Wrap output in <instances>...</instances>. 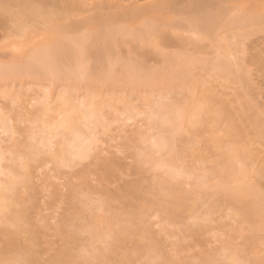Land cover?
I'll return each instance as SVG.
<instances>
[{
    "label": "bare ground",
    "instance_id": "1",
    "mask_svg": "<svg viewBox=\"0 0 264 264\" xmlns=\"http://www.w3.org/2000/svg\"><path fill=\"white\" fill-rule=\"evenodd\" d=\"M84 12L89 15H84ZM180 15V21L176 20ZM262 17L264 0H0V26L9 20L14 28V32L9 31L0 42V54L18 61L10 66H0V82H6L5 88L0 89V110L9 118L15 133L14 119L4 107L7 100L20 110L33 107L29 113L35 115L27 136L31 143L15 142L12 148H4L0 143V154L4 156L3 163H0V176H4L0 178V224L9 222L15 230H25L26 208L14 209L13 206L21 205L20 188H30L33 178H38L35 171L43 169L38 172L39 179L41 176L56 178V175L49 174L48 164L65 167L61 160L70 161L74 155H86V158L67 166L72 167L78 161L91 157L95 149V156L103 157L111 152L110 148L126 140L148 143L138 155L141 161L164 173V177L155 182L159 189L171 193L173 181L182 178L193 181L192 190L180 191L174 196L177 207L183 206L192 195L199 199L208 196V188L214 186L223 190L224 195L237 206L231 219L239 218L240 231L244 224L252 222L254 216L264 223V148L253 149L248 143L241 147L236 145L243 132L233 122L235 114L231 103H238L237 108L250 118L257 141L263 147L264 105L260 109L247 100L243 105L235 88L224 86L216 89L205 80L193 78L192 74L193 66L199 64L219 77L233 75L235 82L247 90L251 79L242 55L246 40L260 29ZM177 21L183 30L213 43L217 53L215 58L209 60L165 52L163 48L169 44L170 38L167 30L159 26L174 29ZM230 25L238 27L237 31H230L217 41L216 31ZM85 32L88 33L87 38L81 36ZM69 36L75 39H66ZM126 36H133L138 42L137 47L141 46L133 52L135 58L124 60L119 57L109 61V54L123 46ZM147 45L157 49L164 62L173 64L171 70L145 69L148 52L142 48ZM194 47L201 49L199 43H194ZM49 56L56 61L55 80L46 71ZM116 67H119L118 72ZM27 78L35 80L36 88L24 87L22 80ZM39 80L47 81L46 85ZM59 81L63 84H57ZM83 81L90 87L85 89L81 85ZM94 83L107 85L111 90L121 85L124 93L106 100L92 86ZM63 85L64 88H60ZM139 87L149 88L151 92L134 98L132 91ZM155 88L163 90L158 97L152 94ZM246 90L242 99L248 94ZM105 103L110 107L109 116L103 110ZM215 104L221 106L216 120L225 123V133L233 138L234 144L225 145L216 135L210 138L213 146L220 150V159L217 162L219 181L209 184L212 172L206 168L188 169L174 151L165 158L160 152L166 146L172 150L174 140L181 133L198 131L208 122L207 115ZM20 110L16 117L21 115ZM140 114H144L143 118ZM160 129L168 131L170 137L149 133ZM81 138L91 140V146L83 143ZM33 139L37 144L43 141L47 145L51 141L54 154L41 159L32 157L29 148ZM200 162H203L202 156H199ZM95 208L97 213L91 224H84L81 229L90 235V246L96 242L104 245L102 248H88L90 262L106 264L104 260L114 251L110 246L111 240L118 231L134 225L138 218L135 220L136 217L128 216L127 225L119 230L112 216L104 214L107 210L104 201L96 204ZM159 208L173 216L172 209L164 205H159ZM208 214L211 216L212 212L208 211ZM144 216L140 219L142 223L147 221ZM199 219L201 217L193 218L194 222ZM136 233L145 237L150 246L154 244L143 229L138 228ZM29 234L33 238V234ZM220 251L225 260L240 259L228 245L221 246ZM156 258L157 254L149 255V260ZM5 259L9 258L0 256V260ZM19 259L32 264L35 254L25 252ZM59 262V258L54 259V263Z\"/></svg>",
    "mask_w": 264,
    "mask_h": 264
},
{
    "label": "rangeland",
    "instance_id": "2",
    "mask_svg": "<svg viewBox=\"0 0 264 264\" xmlns=\"http://www.w3.org/2000/svg\"><path fill=\"white\" fill-rule=\"evenodd\" d=\"M90 14L92 15L91 11ZM181 16H177L176 20H179ZM159 28L167 30L170 38L169 44L163 48L165 52L183 53L193 58L209 60L215 58L217 54L213 43L183 30L178 21L174 29L167 28L165 25H160ZM237 29L238 27L234 25L219 28L216 31V40L220 41L225 34L230 31L236 32ZM9 31L14 32V28L12 23L6 20L5 24L0 26V42L5 39ZM124 41L122 47L113 49L109 54L107 57L109 61L119 57L124 60L135 58L133 52L141 46L137 47L138 42H135L133 36H126ZM194 43H199L201 49H196ZM150 47L147 45L142 48V51L148 52V58L144 61L145 69L165 70V72L171 70L173 64L164 62L163 55L157 49ZM245 47L242 59L249 70L251 79L247 90L235 82L233 75L219 77L212 70L203 69L199 64H195L192 68L193 78L205 80L209 86L216 89L224 86L235 88L236 95L241 98V104L247 100L251 105L262 109L264 105V24L246 40ZM16 63H18L17 60L12 61L0 54V66L5 67ZM116 70L118 72L119 67H116ZM38 82L45 85L47 83L43 80ZM22 83L24 87L36 88L33 79H24ZM57 84L63 83L59 81ZM81 85L85 89L90 87L85 81ZM5 86L6 82H0V89ZM92 86L99 90L102 98L106 100L124 93L121 85L115 86L113 90L107 85L94 83ZM60 88H64V85ZM245 90L248 94L242 99ZM227 91L230 93L231 89ZM149 92H151L149 88H134L132 96L136 98L138 95ZM152 92L154 97H158L163 90L155 88ZM221 98L226 97L221 96ZM237 106L238 103H231L235 114L233 122L243 132V137L236 145L241 147L242 144L248 143L253 149H263L251 127L250 118ZM4 107L8 110L7 114L14 119L13 125L17 132L13 138L11 135L7 137L0 135L1 146L12 148L15 142L31 143L27 136L32 125L31 120L35 115L29 112H32L34 108L27 106L20 110L8 100ZM220 108L219 104L213 105L207 115L206 124L196 132L181 133L174 140L172 150L166 146L160 152L161 157L165 158L169 156L170 151H174L184 160L188 169L206 168L212 172L208 180L209 184H216L219 181L217 162L220 159V150L213 146L210 138L216 135L223 144H234L233 138L225 133V123L216 120ZM109 109L110 107L105 103L103 110L107 116L110 115ZM18 110L21 111V115L16 117ZM149 133L170 137V133L165 129L151 130ZM147 145L148 143L140 144L136 140H126L110 148L111 152L105 153L103 157L95 156L97 152L95 149L91 157L78 161L72 167L57 168L54 164H48L47 167L51 169L49 174L56 175V178L41 176L39 179L38 172L43 169L35 171L34 174L38 178H33L30 188H20L18 196L21 199V205L13 206L14 209L20 206L26 208L23 227L33 234V238L25 230H15L9 222L1 223L0 256L19 259L25 252L32 251L35 254L32 264H56L55 258L60 259L57 264H98V261L90 262L88 251V248L92 246H90V235L82 231L81 226L91 224L92 218L97 213L96 204L104 201L107 209L104 214L112 216L116 229L124 228L127 225L126 219L130 215L136 217L135 220L138 218L136 221L140 223L135 221L134 225L126 230L118 231L111 240L110 246L114 251L104 260L106 264H141V261L149 260L151 254H157L156 260L163 259L171 264H197V262L201 264L207 258L225 260L220 251L223 245H228L235 250L246 264H264V223L259 217L254 216L252 222L244 224L240 231L239 218L231 219L237 206L233 204L232 199L224 195L223 190L214 186L208 188V196L199 199L198 196L192 195L183 206L177 207L174 196L180 191L192 190L193 181L187 178L173 181L171 193L159 189L155 182L163 178L164 173L151 164L141 161L138 155ZM262 154L264 159V151ZM199 156H202L203 162L199 163ZM31 169L34 170L33 166ZM159 205L172 209L173 216L165 214ZM208 211L212 212L211 216L206 215ZM146 213L149 216H144L147 215ZM143 216L147 218V221L142 223L140 219ZM195 216L201 219L194 222ZM138 228L143 229L146 236L151 237L154 241L152 246L145 237L136 233ZM94 246L102 248L104 245L96 242L92 247Z\"/></svg>",
    "mask_w": 264,
    "mask_h": 264
},
{
    "label": "snow or ice",
    "instance_id": "3",
    "mask_svg": "<svg viewBox=\"0 0 264 264\" xmlns=\"http://www.w3.org/2000/svg\"><path fill=\"white\" fill-rule=\"evenodd\" d=\"M262 24H264V17H262ZM81 36L83 38H87L88 33L86 32L82 33ZM66 39L74 40L75 38L69 36V37H66ZM16 51H19V49H16ZM55 64H56V61L54 57L49 56L47 59L48 66L46 68V71L51 75V78L53 80L56 79ZM140 115H141V118H143L144 114H140ZM0 135L4 137H7L9 135H15L14 129L10 127L9 118L4 116V113L2 110H0ZM81 139L83 143H85L89 147L91 146V143H92L91 140H83V138ZM29 151L32 157L39 158V157H42L48 154H54V145L52 144L51 141H49L47 145L43 141L37 144L35 139H33L32 145L29 148ZM11 154L12 153L10 152L9 155ZM84 158H86L85 154L74 155L70 161L61 160L60 163L63 166L67 167L75 163L77 160L84 159ZM3 159H4L3 154H0V163H3ZM22 164H23V160H22ZM0 264H25V261L22 259L13 258V259L0 260ZM141 264H171V262L165 261L163 259H157V260H144V261H141ZM197 264H200V262H197ZM204 264H246V262L239 259L238 257H233L231 260L209 259L205 261Z\"/></svg>",
    "mask_w": 264,
    "mask_h": 264
}]
</instances>
